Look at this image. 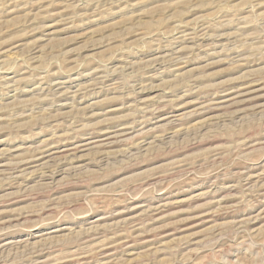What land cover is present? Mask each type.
<instances>
[{
    "label": "rangeland",
    "instance_id": "obj_1",
    "mask_svg": "<svg viewBox=\"0 0 264 264\" xmlns=\"http://www.w3.org/2000/svg\"><path fill=\"white\" fill-rule=\"evenodd\" d=\"M0 247L264 264V0H0Z\"/></svg>",
    "mask_w": 264,
    "mask_h": 264
},
{
    "label": "bare ground",
    "instance_id": "obj_2",
    "mask_svg": "<svg viewBox=\"0 0 264 264\" xmlns=\"http://www.w3.org/2000/svg\"><path fill=\"white\" fill-rule=\"evenodd\" d=\"M61 85V84H60ZM111 135V134H110ZM108 137V136H107ZM84 145V144H83ZM82 148V147H81ZM58 151V150H57ZM66 151V150H65ZM43 154V153H42ZM47 156V155H46ZM39 158V157H38ZM36 158V159H38ZM66 158V157H65ZM40 161V160H39ZM63 161V160H62ZM24 163V162H23ZM66 165V164H65ZM8 224V223H7ZM4 229V228H3ZM15 242V241H14ZM11 244V243H10ZM1 248V247H0ZM112 255V254H111ZM83 264V263H82Z\"/></svg>",
    "mask_w": 264,
    "mask_h": 264
}]
</instances>
